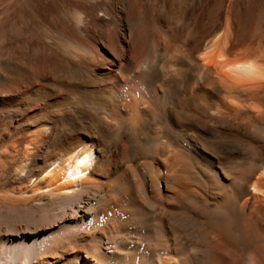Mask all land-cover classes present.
<instances>
[{"label":"bare ground","instance_id":"obj_1","mask_svg":"<svg viewBox=\"0 0 264 264\" xmlns=\"http://www.w3.org/2000/svg\"><path fill=\"white\" fill-rule=\"evenodd\" d=\"M0 264H264V0H0Z\"/></svg>","mask_w":264,"mask_h":264}]
</instances>
